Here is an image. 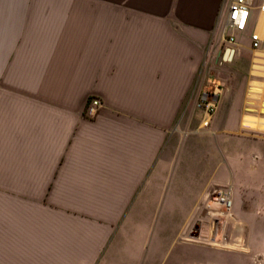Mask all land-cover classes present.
I'll return each mask as SVG.
<instances>
[{
    "label": "crops",
    "instance_id": "obj_1",
    "mask_svg": "<svg viewBox=\"0 0 264 264\" xmlns=\"http://www.w3.org/2000/svg\"><path fill=\"white\" fill-rule=\"evenodd\" d=\"M229 2L0 0V264H247L178 240L213 184L184 118L210 61L208 125L264 128V0L227 61Z\"/></svg>",
    "mask_w": 264,
    "mask_h": 264
},
{
    "label": "rangeland",
    "instance_id": "obj_2",
    "mask_svg": "<svg viewBox=\"0 0 264 264\" xmlns=\"http://www.w3.org/2000/svg\"><path fill=\"white\" fill-rule=\"evenodd\" d=\"M214 40L221 42L220 51L223 50L222 32L217 31ZM207 67L211 69V78L203 81V89L212 94V89L223 88L229 80H222L223 73L219 71L223 68L217 61H210ZM201 83L202 79L197 78L195 88ZM200 96H193L184 117L188 122L186 132L192 139L191 150H202L204 163L208 158L213 181L210 190L226 185L235 188L234 216L208 214L203 198L194 221L188 224L192 233L178 240L208 246L227 256L239 257L247 264H264V141H253V135L264 128L242 127L234 133L227 128L218 130L211 124L203 126L202 110L197 106Z\"/></svg>",
    "mask_w": 264,
    "mask_h": 264
},
{
    "label": "built area",
    "instance_id": "obj_3",
    "mask_svg": "<svg viewBox=\"0 0 264 264\" xmlns=\"http://www.w3.org/2000/svg\"><path fill=\"white\" fill-rule=\"evenodd\" d=\"M255 9L254 0H230L226 6V18L222 27V37L228 48L234 49L237 42V34L248 30V25L252 10ZM264 11V7L258 8ZM249 47L257 50L262 46L263 40L257 31H251L248 35ZM207 92L200 96L198 107L202 110V125L208 126L212 110L215 105L208 100ZM101 103L96 98H91L87 102L84 113L91 117L96 114ZM204 207L208 214L232 217L233 208V188L231 185L219 186L209 190L204 197Z\"/></svg>",
    "mask_w": 264,
    "mask_h": 264
},
{
    "label": "water",
    "instance_id": "obj_4",
    "mask_svg": "<svg viewBox=\"0 0 264 264\" xmlns=\"http://www.w3.org/2000/svg\"><path fill=\"white\" fill-rule=\"evenodd\" d=\"M234 50L232 48H226L222 54V59L223 60H231L232 56H233Z\"/></svg>",
    "mask_w": 264,
    "mask_h": 264
}]
</instances>
